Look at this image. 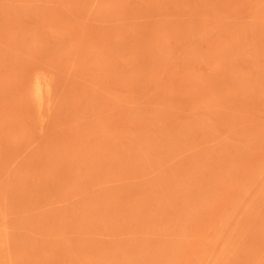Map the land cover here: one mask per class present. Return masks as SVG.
Instances as JSON below:
<instances>
[{
	"label": "rangeland",
	"instance_id": "obj_1",
	"mask_svg": "<svg viewBox=\"0 0 264 264\" xmlns=\"http://www.w3.org/2000/svg\"><path fill=\"white\" fill-rule=\"evenodd\" d=\"M0 264H264V0H0Z\"/></svg>",
	"mask_w": 264,
	"mask_h": 264
},
{
	"label": "bare ground",
	"instance_id": "obj_2",
	"mask_svg": "<svg viewBox=\"0 0 264 264\" xmlns=\"http://www.w3.org/2000/svg\"><path fill=\"white\" fill-rule=\"evenodd\" d=\"M34 89L36 100L38 101L39 106H41L43 104L44 88L39 77L34 81Z\"/></svg>",
	"mask_w": 264,
	"mask_h": 264
}]
</instances>
